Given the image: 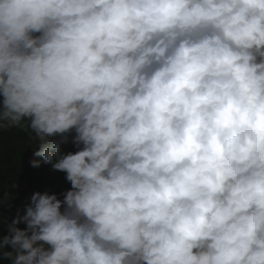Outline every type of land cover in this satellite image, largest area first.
<instances>
[{"label": "clouds", "instance_id": "obj_1", "mask_svg": "<svg viewBox=\"0 0 264 264\" xmlns=\"http://www.w3.org/2000/svg\"><path fill=\"white\" fill-rule=\"evenodd\" d=\"M0 97L5 264H264V0H0Z\"/></svg>", "mask_w": 264, "mask_h": 264}, {"label": "trees", "instance_id": "obj_2", "mask_svg": "<svg viewBox=\"0 0 264 264\" xmlns=\"http://www.w3.org/2000/svg\"><path fill=\"white\" fill-rule=\"evenodd\" d=\"M31 134L35 135V133ZM34 146L36 142L22 129L8 131L0 129V201L3 200L5 190H10L15 181L18 185L17 198L10 201L11 208L0 202V264H5L3 253L10 250L2 244L3 235L6 234L7 225L11 223L17 212L19 211L20 215L24 214L26 198H30L34 192L47 191L50 194L55 193L58 199L62 200V193L71 188L70 182L65 179V173L50 171L48 163L40 161L35 154H31L30 151ZM62 148L65 151L76 148L71 143V134L69 143L62 145ZM33 160L40 161V166L31 167L30 162ZM17 227L23 229L26 225L19 223Z\"/></svg>", "mask_w": 264, "mask_h": 264}]
</instances>
